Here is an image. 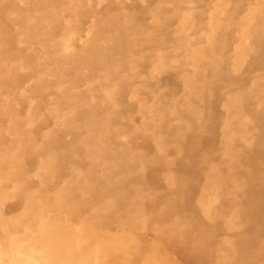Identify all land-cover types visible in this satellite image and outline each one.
Instances as JSON below:
<instances>
[{
	"label": "rangeland",
	"instance_id": "1",
	"mask_svg": "<svg viewBox=\"0 0 264 264\" xmlns=\"http://www.w3.org/2000/svg\"><path fill=\"white\" fill-rule=\"evenodd\" d=\"M0 264H264V0H0Z\"/></svg>",
	"mask_w": 264,
	"mask_h": 264
}]
</instances>
